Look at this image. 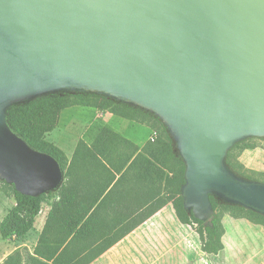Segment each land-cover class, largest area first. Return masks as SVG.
<instances>
[{
    "label": "water",
    "instance_id": "water-1",
    "mask_svg": "<svg viewBox=\"0 0 264 264\" xmlns=\"http://www.w3.org/2000/svg\"><path fill=\"white\" fill-rule=\"evenodd\" d=\"M63 91L160 118L196 219H209L210 195L264 215V182L226 165L237 142L264 138V0H0V180L22 195L57 190L64 175L7 111Z\"/></svg>",
    "mask_w": 264,
    "mask_h": 264
},
{
    "label": "crops",
    "instance_id": "crops-1",
    "mask_svg": "<svg viewBox=\"0 0 264 264\" xmlns=\"http://www.w3.org/2000/svg\"><path fill=\"white\" fill-rule=\"evenodd\" d=\"M92 118L93 123L83 124L69 134L68 141L56 145L68 163L62 170L64 176L58 192L42 204L36 218L34 230L38 236L52 204L61 202L62 208L52 222L54 242H59L82 216H85L82 220L91 216L93 221L77 240L80 245L100 244L128 223L144 220L90 264H216L203 252L196 227L182 224L171 203L150 215L159 198L158 185L144 179L143 166L127 170L130 163L126 160L134 150L132 145L142 149L153 137V131L95 109ZM103 128L132 145L112 138L108 132L102 135ZM222 223L224 249L219 258L223 256V264L250 263L254 253L245 238L252 234L264 237V228L229 215L223 217ZM82 225L83 222L79 223L75 230Z\"/></svg>",
    "mask_w": 264,
    "mask_h": 264
},
{
    "label": "trees",
    "instance_id": "trees-1",
    "mask_svg": "<svg viewBox=\"0 0 264 264\" xmlns=\"http://www.w3.org/2000/svg\"><path fill=\"white\" fill-rule=\"evenodd\" d=\"M72 107H86L100 112H107L139 125L147 126L153 131L155 134L154 140L148 141L142 149L105 128L102 129L101 134L108 132L112 138L131 144L134 150L126 160V163H130L127 170L129 171L138 165L143 166L146 174L144 179L148 183L150 181L151 184L158 185L159 198L155 202L150 215L171 203L178 220L182 224L196 227L202 241V250L213 262L218 263L219 254L224 249L222 239L225 229L222 219L225 215H229L234 219H245L264 228V215L239 205L226 203L214 195H210L212 209L208 220L200 221L194 217L192 211L186 210L182 197V188L186 182L184 160L167 126L160 118L142 108L103 94L63 91L47 94L32 101L10 107L7 111V123L11 130L31 148L52 156L59 163L61 169L64 170L68 163L66 155L60 148L49 142L46 136L58 126L61 113ZM242 143L243 141L237 142L228 151L226 165L237 176L254 181L251 176L244 174L243 167L237 162L234 154V150ZM261 181L264 182V179H261ZM0 182L4 186H9L5 181L0 180ZM11 187L16 205L0 225V234L4 239L13 235L24 236L33 230L36 218L41 212L42 204L58 192V190H54L32 197L18 193L13 185ZM162 192L164 193L163 197L160 196ZM60 208H62L61 202L52 204L46 224L40 235L38 246L35 249V255L41 259L40 264H90L144 221L142 219L128 223L114 237L108 238L100 244L80 245L76 243L77 240L93 221L91 216L86 220H82L85 217L82 216L76 220L74 227L61 236L62 239L59 242H54L52 239L54 235L52 222ZM82 222V227L75 230L76 226ZM16 257H10L6 264H19Z\"/></svg>",
    "mask_w": 264,
    "mask_h": 264
},
{
    "label": "rangeland",
    "instance_id": "rangeland-1",
    "mask_svg": "<svg viewBox=\"0 0 264 264\" xmlns=\"http://www.w3.org/2000/svg\"><path fill=\"white\" fill-rule=\"evenodd\" d=\"M93 113L94 109L86 107H72L64 110L61 113L58 126L46 136V139L54 145L68 141L71 132L80 129L85 123L91 124L94 122L92 118ZM242 141L243 143L234 150L236 160L242 165L245 175L251 176L254 181L262 182L261 179H264V138L249 137ZM0 187L1 225L4 218L16 204L11 185L4 186L0 182ZM37 221L39 222L40 219H37ZM241 227L244 229L243 226ZM245 239L249 242L248 245H250V249L254 253L253 259L248 264H264V237L261 234L256 236L252 234ZM39 240L40 237L36 229L31 230L24 236L18 237L13 235L6 239L1 237L0 234V264H6L7 260L12 256H17L16 260L19 264H40L41 259L35 255V249L38 246ZM223 259V256H221L218 264H223Z\"/></svg>",
    "mask_w": 264,
    "mask_h": 264
},
{
    "label": "built area",
    "instance_id": "built-area-1",
    "mask_svg": "<svg viewBox=\"0 0 264 264\" xmlns=\"http://www.w3.org/2000/svg\"><path fill=\"white\" fill-rule=\"evenodd\" d=\"M154 138H155V134L153 135V137L151 138V140H154ZM0 191H1V187H0Z\"/></svg>",
    "mask_w": 264,
    "mask_h": 264
}]
</instances>
